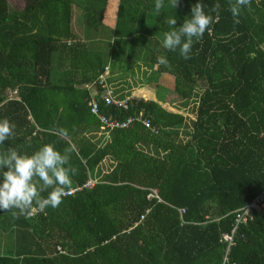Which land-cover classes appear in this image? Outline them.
<instances>
[{"label":"trees","instance_id":"trees-1","mask_svg":"<svg viewBox=\"0 0 264 264\" xmlns=\"http://www.w3.org/2000/svg\"><path fill=\"white\" fill-rule=\"evenodd\" d=\"M115 1L108 25L110 0H24L20 10L0 0V120L15 125L0 150L72 145V188L95 181L32 217L0 211L10 239L0 264H264V211L235 222L264 195V0L242 9L238 24L228 0H165L159 13L154 0ZM197 2L214 19L218 3L219 19L184 59L163 47L164 20L175 16L179 27ZM140 60L172 79L164 98L176 112L143 99L128 111L101 105L119 120L142 114L155 130L134 122L107 132L87 100L100 101L110 62L127 72ZM234 227L228 246L222 236Z\"/></svg>","mask_w":264,"mask_h":264},{"label":"clouds","instance_id":"clouds-1","mask_svg":"<svg viewBox=\"0 0 264 264\" xmlns=\"http://www.w3.org/2000/svg\"><path fill=\"white\" fill-rule=\"evenodd\" d=\"M178 2L170 0L174 8ZM164 3L165 0H154V10L159 13ZM251 3L252 0H228L235 23L240 22L242 9H251ZM205 7L202 2L192 5L190 15L184 18L179 27H176L175 16L166 17L164 23L170 30L163 33V47L173 52L179 49L180 56L189 59L194 39H201L205 31L211 32L212 25L219 19L218 3L210 9L211 13H216L215 19L213 15L205 13ZM157 61L161 65L169 64L163 56H158ZM14 129L15 125L7 118L0 120V145L14 135ZM55 131L61 137L68 135L63 128ZM73 152L72 145L61 152L54 143H46L31 154L21 153L11 146L0 150V211L11 212L19 218L32 217L49 207L57 208L70 193L72 176L78 172L70 163Z\"/></svg>","mask_w":264,"mask_h":264},{"label":"built area","instance_id":"built-area-1","mask_svg":"<svg viewBox=\"0 0 264 264\" xmlns=\"http://www.w3.org/2000/svg\"><path fill=\"white\" fill-rule=\"evenodd\" d=\"M109 78V68L105 67L103 72L98 78V87L101 90L100 101L95 98H89L87 100V106L89 108L90 113L97 116L102 129H105L107 132L114 131L116 129H125L132 125L134 122L141 123L145 128H149L155 132V130L151 127L150 120L148 118L143 117L142 114L138 115H130L123 120H119L114 114L111 112L100 113L99 108L102 105L104 108H114L120 109L123 111H128L133 105L132 102L134 100H138L136 97H126V98H114L113 91L107 87V79ZM95 83L88 86V88L94 86ZM94 183L91 181H87L80 187L71 188V191L67 196H71L75 194L77 191L82 190L83 188H90ZM157 197L156 191H152L151 194L148 195V198ZM263 212L264 211V195L259 196L252 203L246 205L244 208L236 212L235 222L236 225L240 223H246L252 220L253 212ZM235 232V227L232 229L230 234H224L222 236V240L228 243V246L231 245L233 241V233ZM222 264H229L226 256L223 258ZM232 264V263H231Z\"/></svg>","mask_w":264,"mask_h":264},{"label":"rangeland","instance_id":"rangeland-1","mask_svg":"<svg viewBox=\"0 0 264 264\" xmlns=\"http://www.w3.org/2000/svg\"><path fill=\"white\" fill-rule=\"evenodd\" d=\"M111 1H113V3L115 5H117V1L115 0H110V4L108 6V10L106 12V23H108V25L110 24L109 20L111 19V17L114 15V4H111ZM8 4L11 8V10H20L24 7V0H8ZM73 23H74V28L75 31L78 33V29L80 28V10L77 7H74L73 9ZM80 32V31H79ZM112 68V73L111 75L109 74V78H113V79H122L123 82L125 80H127V82L131 85V89H130V93L135 91L137 89V85H140L142 88H140L141 90H145L147 88H149L151 91H154V93H157L158 95H163V101H166L165 103L163 101L162 102V106L166 109H171L170 106H168L167 104L168 101L165 97V95L169 96V92H168V88H172V82L170 81V77H168L166 74H163L161 77V79H164L161 83L160 82V77L158 78L157 74L154 72L155 71V67H153L150 63H145L144 61L140 60L137 61L136 63H133L132 66L130 67V70L127 71L126 73H124V75H121V73H123V71L119 68V62L118 61H112L110 62ZM126 74V75H125ZM151 81V83H150ZM164 83H169L168 86L163 85ZM113 87V85H111ZM168 87V88H167ZM147 91V90H145ZM139 92V91H138ZM142 96V94H140ZM140 96V97H141ZM151 96V95H150ZM150 96H142L145 99H147V97L150 98ZM174 111V110H172ZM106 168V162H104L100 167H98L96 170H102Z\"/></svg>","mask_w":264,"mask_h":264},{"label":"crops","instance_id":"crops-1","mask_svg":"<svg viewBox=\"0 0 264 264\" xmlns=\"http://www.w3.org/2000/svg\"><path fill=\"white\" fill-rule=\"evenodd\" d=\"M112 18H113V16L111 17V19L110 20H112ZM110 20H109V22H110ZM124 73H126V72H123V74L121 73V75H124ZM111 75V74H110ZM126 75V74H125ZM163 75V74H162ZM161 75V76H162ZM112 77V76H111ZM169 77V76H168ZM117 79L118 78H116V79H113L112 80V82L114 83V84H116L117 83V86H119L120 87V89L118 90V93L121 95V96H123V98L124 97H136V98H138V99H143V100H153V101H156L157 103H159L160 105H162V102L161 101H163V98H161L162 96L161 95H158L157 93H154V91H151L149 88H147V89H145V90H147V91H145V90H141L140 88H142L140 85H137L136 87H137V89L135 90V91H133V92H127L128 91V88H123L124 86L123 85H125V84H123V85H120V82H121V80L120 81H117ZM164 79H161V77H160V82L159 83H161L162 81H163ZM170 81L173 83V81H172V79L170 78ZM111 82V83H112ZM122 83V82H121ZM150 83H151V81H150ZM168 84L169 83H164L163 85H165V86H168ZM126 86V85H125ZM121 87H122V89H121ZM127 87V86H126ZM139 91V92H138ZM140 94H142V96L144 95V96H150V98L149 97H147V99H145L144 97H142ZM141 96V97H140ZM164 102V101H163ZM168 106H169V104H167ZM166 109V108H165ZM172 110H174V111H172V110H170L169 109V111H172V112H176V110L175 109H173V108H171ZM168 110V109H167ZM110 166H108V168H109ZM107 168V169H108ZM89 181H91L92 183H94L95 184V181L94 180H91V179H89ZM93 184V185H94ZM9 241H10V239H8L7 238V235H5L4 233H2L1 235H0V255H3L4 253H5V248H6V246H7V244L9 243Z\"/></svg>","mask_w":264,"mask_h":264}]
</instances>
